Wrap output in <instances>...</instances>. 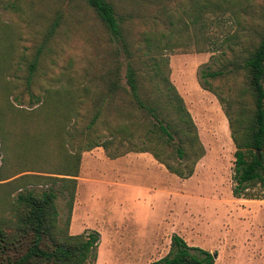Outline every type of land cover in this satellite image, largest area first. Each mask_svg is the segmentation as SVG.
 Segmentation results:
<instances>
[{"label":"rangeland","instance_id":"374dc122","mask_svg":"<svg viewBox=\"0 0 264 264\" xmlns=\"http://www.w3.org/2000/svg\"><path fill=\"white\" fill-rule=\"evenodd\" d=\"M108 1L123 20L133 49L140 45L143 32L164 36L158 54L169 62L170 79L206 149L194 174L181 178L151 152L137 150L144 143L141 136L149 119L129 100L122 44L112 39L86 0H0V116L5 130L4 134L0 130V147L8 143L11 152L6 156L32 170L28 173L60 171L58 129L65 108L61 100L69 97L58 90L89 82L90 91L107 96L108 72L121 63L118 94H110L118 104L105 108L94 127L87 129L98 110L90 93L62 135L69 142L66 152L81 155L70 232L100 234L92 264H154L168 255L175 234L190 246L216 255L214 264H264V199L233 194L236 147L229 121L218 97L203 88L205 77H200L212 55V67L218 69L229 59L243 61L259 43L264 33V0H235L233 11H213L204 6L207 0ZM58 16L60 25L46 42ZM40 48L29 85V65ZM139 69L142 72L144 67ZM213 83L223 85L227 97L235 95L245 83L244 72ZM142 87L149 97L157 96L148 79H143ZM246 101L253 107L250 94ZM114 127L123 130L108 150L99 146L81 151L85 135L108 142ZM115 152L120 156L112 158ZM172 162L177 165L178 160ZM11 191L0 187V210L8 218L9 197L16 193ZM66 202L67 194H60L62 225L69 214Z\"/></svg>","mask_w":264,"mask_h":264},{"label":"trees","instance_id":"16d2710c","mask_svg":"<svg viewBox=\"0 0 264 264\" xmlns=\"http://www.w3.org/2000/svg\"><path fill=\"white\" fill-rule=\"evenodd\" d=\"M86 2L96 12L112 39L122 44V50L127 55L125 76L129 87V100L137 109L146 113L150 122L144 127L145 132L141 136L144 143L136 147L137 150L151 152L154 158L164 164L171 173L181 178L191 177L198 161L205 155L206 149L183 97L170 79L169 62L163 61L158 54L164 36L156 31L143 32L140 45L133 49L123 20L118 17L115 6L108 0H86ZM204 6L213 11L217 9L233 11L236 4L235 0H207ZM59 25L60 16L49 28L46 42L55 35ZM41 51L42 48L29 65V85L37 70ZM116 54L119 56L118 48ZM214 59L215 55H212L210 63L202 69L200 77L201 79L205 77L206 82H202L203 88L218 97L229 121L231 138L236 147L233 194L237 198L263 200L264 33L259 43L243 61L237 57L229 59L227 63L216 69L212 67ZM120 65L121 63L117 62L108 72L109 79L104 82V86L108 89L107 96L103 94L97 96V92L90 91L89 82L85 85L78 82L77 89L72 85L71 90L66 87L58 90L69 97L68 100H61V107L65 106V108L58 129L63 159L60 171H47L45 174L28 173L32 170L20 163L11 162L6 156L11 152V146L2 142L0 187L11 188L13 190L11 192L16 193L9 197L10 217H6L0 210V264H92L96 260L99 232L95 230L81 234L70 232L81 155L77 153L70 155L66 152L65 145L69 146V142L66 143L62 135L68 129L66 123H70L73 116L78 117L79 105L85 104L84 101L90 93L91 101L94 106H98V110L92 113L87 129L94 127L105 108L109 110L113 105L118 104L110 94H118ZM141 66L144 67L142 72L139 69ZM242 71L245 83L235 95L227 94L229 96L227 97L225 87L213 83L215 80ZM144 78L149 80L154 90H157L156 97H149L144 93L142 87ZM248 94L252 97L253 107H250L246 101ZM76 96L77 102L74 98ZM117 111L119 115H123L119 108ZM1 121L0 116V130L3 133ZM122 130L123 127L112 128V137L108 142H101L97 140L98 137L85 135L84 140L87 142H84L81 151H89L99 146L108 150V144L115 142V138L119 137ZM128 136L135 137L134 133H129ZM124 137L125 135L119 141L122 142ZM111 156L116 158L120 156V152H115ZM173 158L178 160L177 165L172 162ZM40 185L42 187L38 189ZM60 194H67L66 204L69 214L65 225L59 222ZM214 263L213 253L190 246L183 237L175 234L168 255L154 264Z\"/></svg>","mask_w":264,"mask_h":264},{"label":"crops","instance_id":"0c3cea01","mask_svg":"<svg viewBox=\"0 0 264 264\" xmlns=\"http://www.w3.org/2000/svg\"><path fill=\"white\" fill-rule=\"evenodd\" d=\"M79 178H80V177L78 176V177H77V179H78V183H79Z\"/></svg>","mask_w":264,"mask_h":264},{"label":"water","instance_id":"95a60500","mask_svg":"<svg viewBox=\"0 0 264 264\" xmlns=\"http://www.w3.org/2000/svg\"><path fill=\"white\" fill-rule=\"evenodd\" d=\"M214 257H216V255H214Z\"/></svg>","mask_w":264,"mask_h":264}]
</instances>
